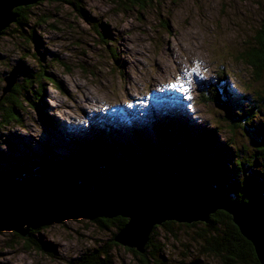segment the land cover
Returning a JSON list of instances; mask_svg holds the SVG:
<instances>
[{
  "label": "rangeland",
  "instance_id": "rangeland-1",
  "mask_svg": "<svg viewBox=\"0 0 264 264\" xmlns=\"http://www.w3.org/2000/svg\"><path fill=\"white\" fill-rule=\"evenodd\" d=\"M71 2L81 8L76 10ZM259 2L152 0L142 9H123L112 0H46L30 5L21 32L31 39L11 31L0 35V100L9 93L3 91V78L15 69V82L31 71L45 70L62 88L46 77L37 83L43 88L33 96L35 105L26 100L18 109L19 124L0 122V171L21 167L31 158L64 162L77 151L76 141L90 140L95 131H108L120 144L139 151V139L158 145L165 141L166 127L185 125L189 138L214 131L215 146L226 143L224 163L231 169L234 145L253 147L254 138L243 130L250 122L244 113L264 85L234 58L252 39L262 8ZM204 87L217 90L231 111L242 110L234 133L224 128L226 105L214 102L215 96L201 102L199 91ZM258 117L264 120L262 113ZM114 155L120 157V152ZM29 169L31 174L39 172L37 167ZM56 222L34 234L46 249L42 253L0 227V264H68L105 243L110 244L112 264H139L127 248L112 244L114 227L102 229L81 217ZM199 228L201 224L190 228L175 224V236L158 229L163 264H221L200 253Z\"/></svg>",
  "mask_w": 264,
  "mask_h": 264
},
{
  "label": "trees",
  "instance_id": "trees-1",
  "mask_svg": "<svg viewBox=\"0 0 264 264\" xmlns=\"http://www.w3.org/2000/svg\"><path fill=\"white\" fill-rule=\"evenodd\" d=\"M112 1L123 9H127V7L142 9L152 0ZM72 4L77 6L76 10L81 8L75 2ZM259 5L262 8L252 39L245 41L242 49L234 57L236 62L242 63L248 68L249 74L256 82L264 81V0H260ZM30 7L29 5L15 8V21L5 28L1 35L11 31L31 39L29 34L25 35L21 32V28L25 27L29 20L28 9ZM221 70L223 69L221 68ZM44 71H31L25 79L20 78L19 82H15L11 89L6 91L9 93L0 100L1 124L11 121L20 123L18 109L26 100L30 101V104H34L33 96L35 93L39 95L43 88L37 83L41 84L46 77L50 83L62 88L59 82L48 75L46 76ZM34 83L37 85L35 89L32 88ZM208 88L204 87L199 91H202L200 93L201 102L207 103L215 96L214 102L226 105L217 90L210 91ZM242 94L244 96L243 91ZM258 95L255 103H249L250 105L244 113L245 116L250 115L249 123L255 120L251 124L245 122L243 127L246 135L248 133L249 139L254 138L251 142L253 147L250 150L243 143L234 145L236 150L230 155L229 168L231 169H228L224 163L227 154L226 143L223 146H215L214 131L211 133L199 132L195 137L189 138L184 133L186 125L178 128L166 127V138L163 143L161 141L158 145H153L145 139H139L141 142L139 151L129 148V144H120L116 137L109 135L108 131L103 133L95 131V135H92L90 140H77V151L71 152L69 158H64V162H54L45 157L38 160L31 158L21 167L16 165L12 170L0 171V191L20 185L44 183L47 187H55L64 182H74L77 186L85 185L93 194L97 191L154 181L171 182L180 178H206L217 195L223 199L244 202L251 194L264 196V120L260 117L257 118L258 113L264 115V111L259 109V107L264 108V85ZM225 108L223 112L224 128L234 133L236 119L243 115L240 114L243 112L236 108L233 112L228 105ZM209 151H211V155L206 157ZM117 152H120V157L114 155ZM31 167H37L39 172L31 174L29 169ZM92 222L102 229L108 230L110 227H114L118 231L126 223V219L121 216L111 219L97 217ZM175 224L187 228L201 224L202 228H199L200 231L197 233L200 241V253L219 259L221 264H260L252 244L242 236L238 227L232 222L231 216L224 211H217L211 215L207 223L165 222L161 226L153 228L143 253L131 249H127V251L134 255L139 264H163L161 259L163 258L164 245L161 242V234L158 235L157 230L161 229L167 235L175 236L172 229ZM47 226L46 223L40 224L31 230L28 238H21L16 232H13L12 235L20 240L19 243L22 239L25 244H29L28 247L34 246L35 251L46 252L38 238L35 239L34 234L39 233ZM115 234L116 232H113L110 239L114 246H118L113 240ZM109 245L105 243L100 245L99 249H87L82 255L67 263L112 264L108 253ZM149 258L155 262L149 263Z\"/></svg>",
  "mask_w": 264,
  "mask_h": 264
},
{
  "label": "water",
  "instance_id": "water-1",
  "mask_svg": "<svg viewBox=\"0 0 264 264\" xmlns=\"http://www.w3.org/2000/svg\"><path fill=\"white\" fill-rule=\"evenodd\" d=\"M46 0H0V35L16 19L14 9ZM51 1V0H50ZM15 70L3 78L9 91ZM224 211L249 241L260 264H264V196L251 194L244 202L220 198L208 179L180 178L154 181L90 193L85 185L64 182L13 186L0 191V227L30 237L40 224H53L68 217L93 220L124 217L115 243L143 253L154 227L165 222L207 223L211 215ZM17 225H19L17 227Z\"/></svg>",
  "mask_w": 264,
  "mask_h": 264
},
{
  "label": "snow or ice",
  "instance_id": "snow-or-ice-1",
  "mask_svg": "<svg viewBox=\"0 0 264 264\" xmlns=\"http://www.w3.org/2000/svg\"><path fill=\"white\" fill-rule=\"evenodd\" d=\"M172 87H176V85H172ZM181 87H183V86L181 85Z\"/></svg>",
  "mask_w": 264,
  "mask_h": 264
},
{
  "label": "bare ground",
  "instance_id": "bare-ground-1",
  "mask_svg": "<svg viewBox=\"0 0 264 264\" xmlns=\"http://www.w3.org/2000/svg\"><path fill=\"white\" fill-rule=\"evenodd\" d=\"M124 144V143H123Z\"/></svg>",
  "mask_w": 264,
  "mask_h": 264
}]
</instances>
